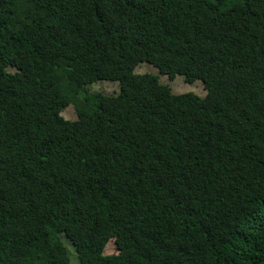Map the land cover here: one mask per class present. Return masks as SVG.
I'll return each mask as SVG.
<instances>
[{"label":"trees","instance_id":"obj_1","mask_svg":"<svg viewBox=\"0 0 264 264\" xmlns=\"http://www.w3.org/2000/svg\"><path fill=\"white\" fill-rule=\"evenodd\" d=\"M61 234L78 264H264V0H0V264H70Z\"/></svg>","mask_w":264,"mask_h":264},{"label":"rangeland","instance_id":"obj_2","mask_svg":"<svg viewBox=\"0 0 264 264\" xmlns=\"http://www.w3.org/2000/svg\"><path fill=\"white\" fill-rule=\"evenodd\" d=\"M134 73H150L156 75L159 79V82L163 85L168 86L173 94L191 93L200 98H203L205 96V89L203 88V84L200 80H196L193 83L188 84L185 83L184 78L181 75H176L172 80H170L167 76L160 74L157 68H154L145 63L138 64V66L134 70ZM95 93H102L104 95L114 96L119 93V85L117 82L98 81L85 86L80 94L92 95ZM61 116L69 121L76 120V113L73 106L69 105L68 107H66L61 113ZM60 237L70 256V264H78L74 247L63 234H61ZM115 253L116 249L114 243L110 241L105 247L104 254L111 255Z\"/></svg>","mask_w":264,"mask_h":264}]
</instances>
